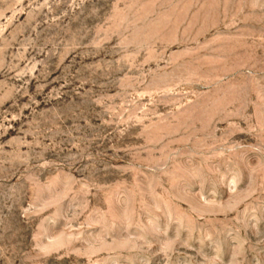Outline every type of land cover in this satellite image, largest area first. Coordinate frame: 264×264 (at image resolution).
Here are the masks:
<instances>
[{
    "label": "rangeland",
    "instance_id": "1",
    "mask_svg": "<svg viewBox=\"0 0 264 264\" xmlns=\"http://www.w3.org/2000/svg\"><path fill=\"white\" fill-rule=\"evenodd\" d=\"M0 264H264V0H0Z\"/></svg>",
    "mask_w": 264,
    "mask_h": 264
}]
</instances>
